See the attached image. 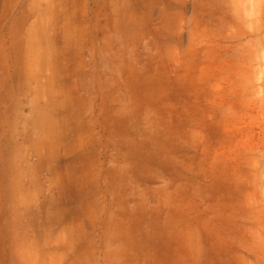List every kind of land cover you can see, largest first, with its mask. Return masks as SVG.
Here are the masks:
<instances>
[{"label": "rangeland", "instance_id": "rangeland-1", "mask_svg": "<svg viewBox=\"0 0 264 264\" xmlns=\"http://www.w3.org/2000/svg\"><path fill=\"white\" fill-rule=\"evenodd\" d=\"M63 33L90 69L26 134L0 117V188L79 264H264V0H92Z\"/></svg>", "mask_w": 264, "mask_h": 264}, {"label": "crops", "instance_id": "crops-1", "mask_svg": "<svg viewBox=\"0 0 264 264\" xmlns=\"http://www.w3.org/2000/svg\"><path fill=\"white\" fill-rule=\"evenodd\" d=\"M91 1L0 0V117L5 115L13 123L18 118L19 122L8 126L10 132L30 131L27 119L47 115L48 101L73 99L69 93H58V86L68 82L79 90L81 77L88 73L96 50L94 46H90L92 50L81 49L78 36H64V21L77 19L80 6L87 4L89 8ZM24 144L25 135L18 145L23 152ZM26 163L25 157L20 159L19 164ZM20 180L22 177L8 176V181ZM14 188L6 192L0 188V244L5 246L1 245L0 250L6 253V264H79L73 246L80 238L69 244L63 221L47 220V213L59 210L32 205V189ZM3 196L9 198L8 204L3 203ZM32 212H37L36 222L30 219ZM7 225L10 230L5 235ZM50 229L54 235L48 237L45 234ZM37 244L41 252L33 254Z\"/></svg>", "mask_w": 264, "mask_h": 264}]
</instances>
